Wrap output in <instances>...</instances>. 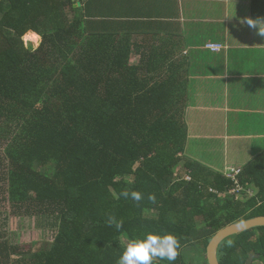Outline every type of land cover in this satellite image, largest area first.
<instances>
[{"label": "trees", "instance_id": "16d2710c", "mask_svg": "<svg viewBox=\"0 0 264 264\" xmlns=\"http://www.w3.org/2000/svg\"><path fill=\"white\" fill-rule=\"evenodd\" d=\"M86 1L0 0V194L12 215L55 232L23 251L0 229V264H117L128 240L148 232L180 239L174 264H208L220 230L264 216V154L241 170L240 193L187 159L182 77L157 59L132 66L131 47L93 21ZM252 6L264 17V0ZM28 33L41 37L37 50L25 47ZM123 190L144 199H116ZM108 214L123 219L121 230ZM253 255L264 261V227L218 251L220 264Z\"/></svg>", "mask_w": 264, "mask_h": 264}, {"label": "crops", "instance_id": "0c3cea01", "mask_svg": "<svg viewBox=\"0 0 264 264\" xmlns=\"http://www.w3.org/2000/svg\"><path fill=\"white\" fill-rule=\"evenodd\" d=\"M86 2L93 21L131 47L132 66L157 59L182 77L187 159L225 175L264 154V38L241 23L254 19L253 0Z\"/></svg>", "mask_w": 264, "mask_h": 264}, {"label": "clouds", "instance_id": "9594fccd", "mask_svg": "<svg viewBox=\"0 0 264 264\" xmlns=\"http://www.w3.org/2000/svg\"><path fill=\"white\" fill-rule=\"evenodd\" d=\"M241 23L246 24L255 31L256 35L264 38V17H257L256 19L246 17ZM121 197L130 198L139 204L143 201L144 194L139 191L123 190L116 195V199ZM148 200L155 204L157 202L156 195L154 193L149 194ZM123 224L122 218L118 219L114 214H108L107 225L109 227L114 226L119 231L123 228ZM233 245V241L228 242L229 247ZM181 247L180 239L174 234L159 235L148 232L143 238L128 240L126 249L118 259L117 264H155L157 260H166L169 264H174L181 255Z\"/></svg>", "mask_w": 264, "mask_h": 264}, {"label": "rangeland", "instance_id": "374dc122", "mask_svg": "<svg viewBox=\"0 0 264 264\" xmlns=\"http://www.w3.org/2000/svg\"><path fill=\"white\" fill-rule=\"evenodd\" d=\"M40 40L35 41L31 38L26 39L24 37L25 47L30 48L31 46L34 50H37L41 45ZM132 65L136 62L132 58ZM183 166L180 165L177 168L176 174L180 175L183 171ZM238 171V170H231ZM242 173V171H240ZM227 172L224 176L227 177ZM249 195H254L251 192ZM2 195L0 194V229L6 233V237L9 243L12 245H18L22 250L28 251L31 245L34 243H51L54 239V229L51 228V224L48 221L39 220L35 217L29 216H14L11 211H9L8 206L2 200ZM198 259H192L193 264H197Z\"/></svg>", "mask_w": 264, "mask_h": 264}, {"label": "water", "instance_id": "95a60500", "mask_svg": "<svg viewBox=\"0 0 264 264\" xmlns=\"http://www.w3.org/2000/svg\"><path fill=\"white\" fill-rule=\"evenodd\" d=\"M261 227H264V216L256 217L240 223H234L220 230L212 239L207 248L208 264H220L218 259V251L225 241L242 235V233ZM259 258L260 256H252L248 259L246 264H253L254 260Z\"/></svg>", "mask_w": 264, "mask_h": 264}, {"label": "built area", "instance_id": "2783aa9c", "mask_svg": "<svg viewBox=\"0 0 264 264\" xmlns=\"http://www.w3.org/2000/svg\"><path fill=\"white\" fill-rule=\"evenodd\" d=\"M207 50L212 51L214 53H220L221 51L224 50V48L222 46H218V45H208ZM240 174H241L240 171H230L229 174H227V178L232 180L237 186L238 190L234 191L235 193H240L243 191L239 185V180H238V177L240 176ZM249 194H251V192H249Z\"/></svg>", "mask_w": 264, "mask_h": 264}, {"label": "bare ground", "instance_id": "6f19581e", "mask_svg": "<svg viewBox=\"0 0 264 264\" xmlns=\"http://www.w3.org/2000/svg\"><path fill=\"white\" fill-rule=\"evenodd\" d=\"M25 38H26V39L31 38L32 40H35V41L40 40V36H38V35L35 34V33H28V34L25 36Z\"/></svg>", "mask_w": 264, "mask_h": 264}, {"label": "flooded vegetation", "instance_id": "af4514ba", "mask_svg": "<svg viewBox=\"0 0 264 264\" xmlns=\"http://www.w3.org/2000/svg\"><path fill=\"white\" fill-rule=\"evenodd\" d=\"M253 256H260V255H253ZM252 257V256H251ZM253 264H264V261L261 260V256L259 259H255Z\"/></svg>", "mask_w": 264, "mask_h": 264}]
</instances>
